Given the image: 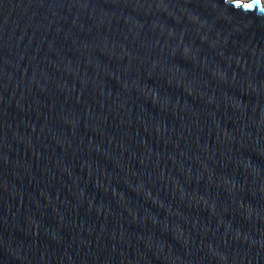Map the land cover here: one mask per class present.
<instances>
[{"label":"water","instance_id":"water-1","mask_svg":"<svg viewBox=\"0 0 264 264\" xmlns=\"http://www.w3.org/2000/svg\"><path fill=\"white\" fill-rule=\"evenodd\" d=\"M0 264H264V17L0 0Z\"/></svg>","mask_w":264,"mask_h":264},{"label":"clouds","instance_id":"clouds-1","mask_svg":"<svg viewBox=\"0 0 264 264\" xmlns=\"http://www.w3.org/2000/svg\"><path fill=\"white\" fill-rule=\"evenodd\" d=\"M223 3L243 14L255 13L257 17H264V0H223Z\"/></svg>","mask_w":264,"mask_h":264}]
</instances>
